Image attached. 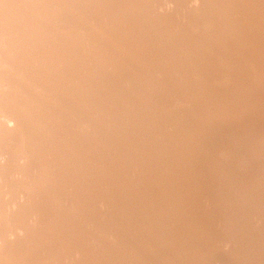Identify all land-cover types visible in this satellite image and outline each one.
<instances>
[{"label": "rangeland", "instance_id": "1", "mask_svg": "<svg viewBox=\"0 0 264 264\" xmlns=\"http://www.w3.org/2000/svg\"><path fill=\"white\" fill-rule=\"evenodd\" d=\"M32 1L0 0V171L4 172L0 178V264H264V0H183L182 6L176 0H128L137 11L117 13L103 8L111 0ZM70 8L78 13L69 16L66 11ZM106 13L118 16L121 23L111 22L96 29L92 22L86 30L94 31L91 42H105L111 48L96 46L90 53L84 50L77 54L76 62L62 59L57 50L63 40L54 34L77 39L83 48L90 45L80 37L79 29L66 21L68 16L95 20ZM193 19H199L197 24ZM134 23L131 29L128 24ZM146 36L150 43H145ZM142 43L148 48L144 50H150L147 56L140 48ZM25 44L32 46L29 53ZM135 48L140 52H127ZM152 49L160 50L161 55ZM97 53L118 54L114 56L121 58L122 69L109 62L95 66ZM22 62L27 63L31 82L23 72ZM68 72L89 79L91 84L79 88V82ZM43 75L47 78L45 84L39 80ZM229 76L234 79L232 86L225 82ZM96 77L101 81L96 82ZM49 78L57 82L53 84ZM120 79L127 84L119 85ZM128 80H135L137 88L131 87ZM143 85L152 92L165 91L146 98L138 89ZM103 99L119 101L121 107L130 108L113 111L108 118L106 108H100ZM57 100L68 114L58 107ZM135 102L139 108L167 105L176 114L169 120L159 111L132 109ZM3 105L9 109H3ZM57 107L59 111L54 109ZM14 113L32 122L33 130L25 133L23 125L12 120ZM79 114L87 119L77 118ZM113 125L129 130L118 135ZM104 140L113 144L105 146ZM26 150L29 158L24 155ZM159 151L162 153L157 154ZM132 154L137 155L128 157ZM78 158L85 165L87 161V166ZM59 161L66 165L60 166ZM9 164L14 166L10 172ZM89 178H94L95 183ZM100 180L107 185L102 186ZM13 181L25 189L20 185L11 187ZM90 181L108 190L99 188L100 195H92L88 193ZM110 185L116 188L109 189ZM78 199L87 209L79 205ZM139 230H145L142 236ZM112 256L113 260L107 262Z\"/></svg>", "mask_w": 264, "mask_h": 264}, {"label": "bare ground", "instance_id": "2", "mask_svg": "<svg viewBox=\"0 0 264 264\" xmlns=\"http://www.w3.org/2000/svg\"><path fill=\"white\" fill-rule=\"evenodd\" d=\"M23 1H25V0H23ZM32 1V0H31ZM34 1V0H33ZM32 1V2H33ZM60 1V0H59ZM58 1V2H59ZM105 1V0H104ZM114 1V0H113ZM121 1V0H120ZM140 1H143V2H145V3H150V1L151 0H140ZM198 1H202V0H198ZM206 1V0H205ZM208 1V0H207ZM214 1V0H213ZM56 2H57V0H56ZM57 2V3H58ZM73 2V1H72ZM103 2V1H102ZM115 2V1H114ZM114 2H112V0H111V2L110 1H107V3H105L104 4V2H103V8L106 10V11H109L110 9H114V10H116V13L118 12L117 10H119V11H126V10H129V9H131V10H135V11H137V9L135 8L136 6L134 5V4H132L131 2H128V0H125V1H122L121 3H117V1H116V3H114ZM176 2H178L179 4H181L182 2H183V0H176ZM39 3H40V1H39ZM38 3V4H39ZM54 3V2H53ZM52 2H51V4H53ZM92 3V2H91ZM99 3V2H98ZM204 3V2H203ZM43 4V3H42ZM47 4V3H46ZM49 4H50V2H49ZM80 4H82V2L80 3ZM93 4V3H92ZM231 4V3H230ZM79 5V4H78ZM98 5H100V3L98 4ZM204 5V4H203ZM205 5H206V3H205ZM42 6V5H41ZM40 6V7H41ZM43 6H44V4H43ZM87 6H88V3H87ZM181 6H182V4H181ZM231 6V5H230ZM36 7V6H35ZM55 7V6H54ZM92 7V6H91ZM94 7H96V5L94 6ZM56 8V7H55ZM83 8V7H82ZM84 8H85V5H84ZM83 8V9H84ZM97 8H99L100 10H101V7L100 6H97ZM41 9V8H40ZM35 10H37V7H36V9ZM42 10H44L43 8H42ZM114 10H113V12H114ZM8 11V10H7ZM64 11V10H63ZM62 11V12H63ZM35 12H37V11H35ZM68 14H69V16L70 15H76L78 12H77V9H74V8H70V9H67V11H66ZM97 12V11H96ZM99 13V12H98ZM112 13V12H111ZM110 13V14H111ZM61 13H59V15H60ZM109 13H106V15L104 14V15H102L101 14V16L99 17H97L96 16V19L94 20H92V19H90V18H88V17H82V16H77V17H75V16H71V17H69L68 16V18L66 19V21L68 22V23H71V24H73V25H75V27H77L78 29H79V31H80V37L81 38H84V39H86V41H88V42H90V45L89 46H85V48H83V45L82 44H80L78 41H77V39H70V38H68V37H66V36H63V35H61V34H59V33H56V34H54L57 38H62V40H63V46L60 48V49H58L57 51L59 52V55L61 56V58L62 59H64V60H66V61H68V62H76L77 60H78V58H77V54H79L80 52H82V51H84V50H88V52L89 51H93V49H95V47L96 46H100L101 48H103V49H108V48H111V46L109 47V45H105V42L103 43L102 42V44L103 45H99L98 43V45H96L95 43H93V42H91V36H92V34L94 33V31L93 32H90V31H87L86 29H89L88 27V25H89V23L91 24L92 22L95 24V27H96V29H101V27L102 26H104V24H107V23H111V22H120L121 23V18H119L118 16H116V15H110ZM114 14H115V12H114ZM58 15V16H59ZM250 15H252V14H250ZM10 16V15H9ZM136 16V15H135ZM145 16V15H144ZM31 17H33V16H31ZM35 17V16H34ZM219 17V16H218ZM251 17V16H250ZM56 18V17H55ZM95 18V17H94ZM217 18V17H216ZM246 18V17H245ZM31 19V18H30ZM141 19V18H140ZM139 19V20H140ZM148 19V18H147ZM146 18L144 19V20H147ZM229 19V18H228ZM243 19V18H242ZM21 20V19H20ZM143 20V21H144ZM234 20V19H233ZM245 20V19H244ZM252 20V19H251ZM261 20V19H260ZM51 21H53V20H51ZM91 21V22H90ZM142 21V20H141ZM199 21V19H193V23L194 24H197V22ZM258 22H259V20H257ZM12 22V21H11ZM26 22V21H25ZM28 22V21H27ZM140 22V21H139ZM253 22H255V21H253ZM49 23H51V22H49ZM48 23V24H49ZM138 23V22H137ZM170 23H172V22H170ZM244 23V22H243ZM139 24V23H138ZM137 24V25H138ZM218 24V23H217ZM250 24V23H249ZM263 24H264V21H263ZM12 25V24H11ZM21 26V25H20ZM128 26L131 28V27H133V26H135V23L134 24H128ZM222 26V25H221ZM224 26V25H223ZM228 27V26H227ZM250 27V26H249ZM45 28V27H44ZM44 28L42 29V30H44ZM223 28V27H222ZM31 29V28H30ZM132 29V28H131ZM150 29V28H149ZM174 31H176V32H178L177 30L178 29H176V27H174V28H172ZM176 29V30H175ZM41 30V31H42ZM254 30V29H253ZM41 31H39L38 33H40ZM97 31H99V30H97ZM129 32H131V30L129 31ZM230 32V31H229ZM151 33V32H150ZM131 34V33H130ZM129 34V35H130ZM216 34V33H215ZM153 35V34H152ZM229 35V34H228ZM249 35V34H248ZM132 36V35H131ZM136 36V35H135ZM148 36H149V34H148ZM178 36H180L179 35V32H178ZM230 36V35H229ZM235 36V35H234ZM35 37V36H34ZM147 37V36H146ZM146 37H144V38H146ZM149 37H151V36H149ZM155 37H157L156 35L154 36L153 35V38H155ZM180 37H182V36H180ZM179 37V38H180ZM246 37H247V35H246ZM245 37V38H246ZM251 37V36H250ZM178 38V39H179ZM191 38V37H190ZM214 38H216V37H214ZM235 38V37H234ZM120 39V38H119ZM147 39H148V37H147ZM151 39H152V37H151ZM181 39V38H180ZM179 39V40H180ZM146 40V39H145ZM150 40V38L148 39V40H146L145 41V43H147V41H149ZM184 40H186V39H184ZM209 40V39H208ZM222 40V39H221ZM234 40V39H233ZM134 41H135V39H134ZM138 41V40H137ZM137 41H135L136 43H137V45H139V43L137 42ZM151 41V40H150ZM150 41H149V43H150ZM161 40H159V42H160ZM214 41V40H213ZM217 40H215V42H216ZM30 41H28V43H29ZM141 42V41H140ZM185 42H187V41H185ZM27 43V44H28ZM145 43H142V44H144L142 47H144V48H142V47H140L142 50H144L145 49ZM148 43V44H149ZM217 43V42H216ZM243 43V42H242ZM15 44V43H14ZM27 44H25V46H23V47H25L24 49L27 51V53H29V51H28V48L29 49H31L32 48V46H30V44H29V46H27ZM121 44H123V43H121ZM159 44V43H158ZM218 44V43H217ZM239 44V43H238ZM241 44V43H240ZM247 44V43H246ZM124 45V44H123ZM122 45V46H123ZM220 45V44H219ZM249 45V44H248ZM121 46V47H122ZM148 46H150V44L148 45ZM217 46V45H216ZM150 47H153V46H150ZM159 47V46H158ZM235 47V46H234ZM239 47V46H238ZM147 48V47H146ZM154 48V47H153ZM160 48V47H159ZM245 48V47H244ZM126 49V48H125ZM148 49V48H147ZM147 49L146 50H144L145 51V54L144 55H146V52H147V54L149 55V51H147ZM155 49V48H154ZM154 49H152V51L154 52V54H155V52H158L159 51V53L161 52L160 50H154ZM258 49V48H257ZM21 50V49H20ZM19 50V51H20ZM53 50V49H52ZM113 50V49H112ZM127 50V49H126ZM162 50V49H161ZM236 50V49H235ZM239 50V49H238ZM132 51H138V52H140V50L138 49V48H135V49H129V51H127V52H132ZM144 51H143V53H144ZM163 51V50H162ZM188 51V50H187ZM18 52V51H17ZM100 52H102V51H100ZM106 52H108L107 50H106ZM164 52V51H163ZM252 52V51H251ZM65 53H66V57H65ZM90 53V52H89ZM103 53V52H102ZM162 53V52H161ZM161 53H160V55H161ZM195 53V52H194ZM244 53H245V51H244ZM244 53H243V55H244ZM249 53V52H248ZM104 54V53H103ZM107 54V53H106ZM109 54V53H108ZM100 55V54H98L97 53V56H96V58H97V61L96 62H98V64H94L95 66H98L99 64H101V63H104V62H106V63H113V67H115L114 66V63L115 64H117L118 66H120L121 67V65H120V57L118 58V57H115L116 55H118V54H114L113 56L112 55ZM129 54H131V53H129ZM153 54V55H154ZM158 54V53H157ZM246 54V53H245ZM16 55V54H15ZM159 55V56H160ZM258 55V54H257ZM88 56V55H87ZM86 56V57H87ZM147 56V55H146ZM145 56V57H146ZM200 57L198 54H196V57ZM242 56V55H241ZM95 57V56H94ZM125 57H126V51H125ZM144 57V58H145ZM149 57H151V56H149ZM147 58V57H146ZM194 58V57H193ZM10 59V58H9ZM94 59V58H93ZM150 60L151 59H153V58H149ZM161 59V58H160ZM191 59H192V57H191ZM197 59V58H196ZM146 60V59H145ZM148 60V59H147ZM146 60V61H147ZM149 60V62H151L152 63V61H150ZM195 60V59H194ZM201 60V59H200ZM218 60H221V59H218ZM8 61H10V60H8ZM123 61V60H122ZM121 61V62H122ZM217 61V60H216ZM28 62V61H27ZM148 62V61H147ZM147 62H145V63H147ZM148 62V63H149ZM195 62H197L198 63V61H196L195 60ZM200 62V61H199ZM248 62V61H247ZM150 63V64H151ZM88 64H89V62H88ZM159 64H160V62H159ZM199 64V63H198ZM197 64V65H198ZM242 64H243V61H242ZM251 64V63H250ZM21 65L23 66V72L26 74V77H27V80L29 81V82H31L32 81V79H31V75H30V72L28 71V67H27V63H21ZM20 65V66H21ZM107 66H108V64H106ZM105 65V66H106ZM139 65V64H138ZM149 65V64H148ZM164 65H165V63H164ZM201 65V64H200ZM200 65H198V66H200ZM234 65V64H233ZM22 66H21V69H22ZM89 66H90V64H89ZM112 66V65H111ZM154 66V65H153ZM160 66V65H159ZM247 66V65H246ZM84 67V66H83ZM90 67H93V66H90ZM201 67V66H200ZM96 68V67H95ZM161 69H163L162 67H160ZM159 68V69H160ZM167 68V67H166ZM227 68V67H226ZM120 69H122V67L120 68ZM170 69V68H169ZM177 69V68H176ZM203 69V68H202ZM83 70V69H82ZM91 70V69H90ZM113 70H115V68H113ZM112 70V71H113ZM134 70V69H133ZM170 70H172V68L170 69ZM227 70V69H226ZM249 70V69H248ZM109 71H111V70H109ZM156 71V70H155ZM173 71V70H172ZM205 71V70H204ZM208 71V70H207ZM238 71V70H237ZM166 72V71H165ZM165 72H164V74H165ZM228 72V71H227ZM64 73H66V71L64 72ZM115 73V72H114ZM169 73V72H168ZM174 73H175V71H174ZM205 73V72H204ZM68 74L72 77V78H74V80L75 81H77V82H79L78 83V86H79V88H82V87H84V85L83 84H86V83H89L90 82V80L89 79H85V78H82V77H80V76H78V75H73V74H71L70 72H68ZM112 74V73H111ZM206 74V73H205ZM107 75V74H106ZM113 75V74H112ZM115 75V74H114ZM167 75V74H166ZM170 75V74H169ZM204 76L203 74H199V76ZM212 75V74H211ZM255 75V74H254ZM257 75V74H256ZM111 76V75H110ZM135 76L136 75H134V77H133V79H135ZM138 76V75H137ZM157 76V75H156ZM205 76H207V75H205ZM42 77H44V78H42ZM152 77V76H151ZM155 77V76H154ZM164 77H165V75H164ZM181 77V76H180ZM210 77V76H209ZM243 77V76H242ZM87 78V77H86ZM112 78V77H111ZM147 78V77H146ZM153 78V77H152ZM216 78V77H215ZM44 79V80H43ZM105 79V78H104ZM108 79V78H107ZM132 79V78H131ZM142 79V78H141ZM148 79H150V77L148 78ZM164 79V78H163ZM168 79V78H167ZM166 79V80H167ZM207 79H208V77H207ZM210 79H212V78H210ZM218 79H220V77L218 78ZM261 79V78H260ZM40 81H42L43 83L42 84H45V83H47L46 82V80H47V78L43 75V76H41L40 77V79H39ZM49 80L53 83V84H55V82H57V80L56 79H51V78H49ZM96 82H99V81H101L100 80V77H96L95 79H94ZM106 80V79H105ZM109 80V79H108ZM113 80V79H112ZM136 80V79H135ZM135 80H128V83H129V85L131 86V87H136L137 88V86H136V84H135ZM216 80H217V78H216ZM11 81V80H10ZM107 81V80H106ZM147 81V80H146ZM209 81H211V80H209ZM215 81V80H214ZM214 81H212V82H214ZM109 83H111L110 81H108ZM107 82V83H108ZM114 82V81H113ZM112 82V83H113ZM117 83H118V81H116ZM138 82V81H137ZM166 82V81H165ZM168 82V81H167ZM170 82V81H169ZM172 82H173V80H172ZM176 83H178L177 81H175ZM218 82V81H217ZM225 82H226V84H227V86H232L233 85V83H234V79H233V76H229V77H225ZM9 83H11V82H9ZM28 83V82H27ZM102 83V82H101ZM109 83H108V85H109ZM162 83V82H161ZM209 83V82H208ZM62 84H64V83H62ZM61 84V85H62ZM67 84H69V83H67ZM90 84H91V82H90ZM125 84H127V81L124 79H120L119 80V85H121V86H125ZM139 84H140V81H139ZM151 84V83H150ZM156 84V83H155ZM29 85V84H28ZM65 85V84H64ZM80 85H82V87L80 86ZM107 85V86H108ZM113 85H114V83H113ZM211 85V84H210ZM216 85V84H215ZM15 86V85H14ZM26 86V85H25ZM111 86H112V84H111ZM111 86H108V87H111ZM115 86V85H114ZM155 86V85H154ZM162 86H164L163 84H162ZM207 85L206 84H204V87H206ZM18 87V86H17ZM20 87V86H19ZM165 87V86H164ZM168 87V86H167ZM188 87V86H187ZM26 88H28V87H26ZM151 88V87H150ZM155 88V87H154ZM161 88V87H160ZM222 88V87H221ZM221 88H220V86H219V88L218 89H220L221 90ZM63 89H64V87H63ZM84 89V88H83ZM138 89L140 90V92H141V94L144 96V97H146V98H148V97H151V93L152 94H157V95H162L163 93H164V91L165 90H160V91H158V92H152L149 88H147L146 86H140V87H138ZM156 89H159L158 87H156ZM155 89V90H156ZM217 89V90H218ZM13 90V89H12ZM15 90V89H14ZM29 90V89H28ZM73 90V89H72ZM27 91V90H26ZM58 91V90H57ZM76 91V90H75ZM78 91H81V90H78ZM92 91V90H91ZM90 91V92H91ZM82 92V91H81ZM214 92H215V90H214ZM93 93V92H92ZM172 93V92H171ZM221 93V92H220ZM78 94H80V92L78 93ZM189 94V93H188ZM97 95H98V93H97ZM168 95V94H167ZM224 95V94H223ZM83 95H81V97H82ZM88 96V95H87ZM155 96L156 95H153V98H155ZM172 96H173V94H172ZM56 97V96H55ZM62 97V96H61ZM71 97V96H70ZM85 96H83V98H84ZM94 97V96H93ZM226 97H227V95H226ZM51 98H53L52 96H51ZM63 98V97H62ZM98 98V97H97ZM96 98V99H97ZM156 98H157V96H156ZM174 98H176V96L174 97ZM25 99V98H24ZM55 99V98H54ZM54 99H51V100H54ZM56 99H59V98H57L56 97ZM64 99V98H63ZM84 99H87V97H85ZM91 99H93L92 98V96H91ZM90 99V100H91ZM99 99V98H98ZM151 99V98H150ZM89 100V99H88ZM54 101H56V100H54ZM100 101V100H99ZM113 102H107L105 99H103L102 100V107L100 106V108L101 109H104V108H106V111L105 112H107L106 114V116L109 118V115L108 114H111V112H113V111H118V110H126L127 108H130V107H121L120 106V104L118 103L119 101H115L114 102V100H112ZM51 102V101H50ZM50 102H49V104H50ZM74 102V101H73ZM222 102V101H221ZM52 103H54V102H52ZM57 103H58V105H59V102H58V100H57ZM57 103L55 102L54 104H56V106H57ZM154 103V102H153ZM155 103H156V101H155ZM154 103V104H155ZM246 103V102H245ZM61 104V103H60ZM96 104H98V103H96ZM177 104V103H176ZM52 105V104H51ZM50 105V106H51ZM78 105V104H77ZM87 105H89V104H87ZM135 105L136 106H133L132 105V109L133 108H135V109H138V110H141L142 112H153V111H159V112H161L163 115H164V117H166V118H170V117H172V116H175V114L176 113H174L171 109H170V107H168L167 105H165V106H150V107H146V106H142V107H137V105H138V103L137 102H135ZM259 105V104H258ZM28 107L30 106V104H28L27 105ZM224 106V105H223ZM26 107V106H25ZM28 107H26V108H28ZM53 107V106H52ZM58 107H61L60 105L58 106ZM54 108L55 110L57 109L58 111L60 110L59 108ZM94 107H98V106H94ZM238 107V106H237ZM242 107V106H241ZM9 109V106L8 105H3V109ZM68 108V107H67ZM66 108V109H67ZM70 108V107H69ZM100 108H98V110L100 109ZM225 108V107H224ZM261 108V107H260ZM263 108V107H262ZM61 109H63V112H65V109H64V107H61ZM92 109V108H91ZM85 110V109H84ZM174 110V109H173ZM236 110V109H235ZM264 110V109H263ZM70 111H72V109H70ZM89 111V110H88ZM134 111V110H133ZM205 111V110H204ZM62 112V111H61ZM61 112H59V113H61ZM68 112H69V110H68ZM179 112V111H178ZM236 112V111H235ZM66 113V112H65ZM69 113H71V112H69ZM90 113V112H89ZM96 113H99L98 111L96 112ZM180 113V112H179ZM62 114V113H61ZM64 114V113H63ZM66 114H68V113H66ZM100 114V113H99ZM125 114V113H124ZM219 115V114H218ZM54 116V115H53ZM73 116V115H72ZM112 116H113V114H112ZM188 116V115H187ZM209 116V115H208ZM82 117V119H87V117H84V116H82V115H77V118H81ZM203 117V116H202ZM40 119H41V117H39ZM111 118V117H110ZM37 119V118H36ZM48 119H49V117H48ZM56 119V118H55ZM92 119V118H91ZM91 119H89L88 118V120H90V123H92L93 121H91ZM174 119V118H173ZM192 119V118H191ZM12 120H14L16 123L17 122H19L20 124H22L23 125V128H24V132L25 133H28V132H30V131H32L33 130V128H34V126H33V123L32 122H28L27 120H25L23 117H21V116H19V115H15V113H14V115H12ZM93 120H95V119H93ZM105 120V119H104ZM169 120H171V118L169 119ZM175 120V119H174ZM184 120V119H183ZM203 120V119H202ZM52 121V120H51ZM51 121H48V122H50V125H51ZM58 121V120H57ZM74 121V120H73ZM72 121V122H73ZM76 121V120H75ZM114 121V120H113ZM173 121V120H172ZM205 121V120H204ZM263 121V120H262ZM261 121V122H262ZM54 122V121H53ZM97 122V121H96ZM104 123L103 124H106L105 123V121H103ZM116 122V121H115ZM255 122V121H254ZM99 123V122H98ZM109 123V122H108ZM200 123H202V122H200ZM53 124H56V123H53ZM191 124V123H190ZM205 124V123H204ZM59 125H61L60 123H58V126ZM101 125V124H100ZM108 125V124H107ZM174 125V124H173ZM188 125V124H187ZM208 125V124H207ZM45 126V125H44ZM52 126V125H51ZM65 126V125H64ZM68 126V125H67ZM95 126V125H94ZM111 127L110 128H112V125H110ZM163 126V125H162ZM179 126V125H178ZM177 126V127H178ZM50 127V126H49ZM53 128H54V125L52 126ZM77 127V126H76ZM100 127V126H99ZM135 127V126H134ZM137 127V126H136ZM255 127V126H254ZM253 127V128H254ZM59 128H61L60 126H59ZM129 128H131V127H129ZM156 128V127H155ZM190 128V127H189ZM207 128V127H206ZM252 128V129H253ZM58 129V128H57ZM113 129H115L116 130V132H117V134L118 135H122V134H124L126 131H128L127 130V128L126 127H124V126H122V125H119V126H114L113 125ZM132 129V128H131ZM136 129H138V127L136 128ZM136 129H134V130H136ZM176 129H178V128H176ZM226 129V128H225ZM50 130V129H49ZM61 130V129H60ZM167 130V129H166ZM189 130V129H188ZM53 131V130H52ZM61 131H63V130H61ZM159 131V130H158ZM193 131V130H192ZM20 132V131H19ZM115 132V131H114ZM250 132H252V131H250ZM157 133H159V132H157ZM164 133V132H163ZM179 133H181V132H179ZM213 133V132H212ZM211 133V134H212ZM67 134H69V133H67ZM66 134V135H67ZM173 134V133H172ZM255 134V133H254ZM183 135V134H182ZM194 135V134H193ZM178 136V135H177ZM188 136V135H187ZM199 136V135H198ZM18 137V136H17ZM68 137V136H67ZM179 137V136H178ZM197 137V136H196ZM27 138V137H26ZM63 138V137H62ZM158 138V137H157ZM181 138V137H180ZM192 138V137H191ZM176 139V138H175ZM185 139V138H184ZM188 139V138H187ZM193 139V138H192ZM191 139V140H192ZM156 140V139H155ZM168 140V139H167ZM173 140V139H172ZM183 140V139H182ZM181 140V141H182ZM209 140V139H208ZM189 141V140H188ZM196 141V140H195ZM200 141V140H199ZM27 142H29V138H27ZM150 142V141H149ZM206 142V141H205ZM172 143H173V141H172ZM103 144L105 145V146H111L113 143L111 142V141H108V140H104L103 141ZM170 144H171V142H170ZM170 144H168V145H170ZM175 144V143H174ZM173 144V145H174ZM176 144H177V142H176ZM183 144V143H182ZM190 144V143H189ZM49 145V144H48ZM179 145V144H178ZM191 145V144H190ZM199 145H200V143H199ZM71 146V145H70ZM163 146V145H162ZM177 146V145H176ZM180 146V145H179ZM205 146V145H204ZM57 147H59V146H57ZM61 147V146H60ZM78 147V146H77ZM160 146H158V148H159ZM173 146H171V148H172ZM197 147V146H196ZM201 147V146H200ZM165 148V147H164ZM167 148H169V147H166V150H167ZM187 148V147H186ZM195 148V147H194ZM76 149V148H75ZM179 149V148H178ZM202 149V148H201ZM66 150V149H65ZM69 150V149H68ZM74 150V149H73ZM156 150V149H155ZM160 150V149H159ZM188 150V149H187ZM12 151H13V149H12ZM163 151H164V149H163ZM47 152V151H46ZM64 152V151H63ZM69 152V151H68ZM136 152H137V149H136ZM164 152H166V151H164ZM163 152V153H164ZM49 153V152H48ZM76 154H77V152H75ZM133 153H135V151L133 152ZM137 153H139V152H137ZM160 153H162V151H159V152H157V154H160ZM28 154H29V151H25L24 152V155L27 157V158H29V156H28ZM44 154H46L45 152H44ZM43 154V155H44ZM78 154H80V153H78ZM205 154V153H204ZM42 155V156H43ZM49 155V154H48ZM47 155V156H48ZM52 155V154H51ZM137 154H132V155H130V156H128V157H133V156H136ZM194 155V154H193ZM63 156V155H62ZM62 156H60V158H62ZM77 156V155H76ZM120 156H122V154L120 155ZM124 156V155H123ZM122 156V157H123ZM126 156V155H125ZM161 156H163V155H161ZM182 156V155H181ZM63 157H65V156H63ZM80 157V156H79ZM127 157V158H128ZM174 157V156H173ZM207 157V156H206ZM212 157V156H211ZM44 158V161H45V158L46 157H43ZM49 158L50 157H47V161H49ZM56 158V157H55ZM59 158V159H60ZM66 158V157H65ZM76 158V157H75ZM82 158V157H81ZM80 158V159H81ZM166 158V157H165ZM177 158V157H176ZM193 158V157H192ZM57 159V158H56ZM170 159V158H169ZM52 162H53V157H52ZM58 160V159H57ZM67 161V159H64L63 161ZM128 160V159H127ZM215 160V159H214ZM43 161V163H45ZM62 161V162H63ZM65 161V162H66ZM78 161H79V163H81L82 161H80L79 160V158H78ZM210 161V160H209ZM51 161H50V163H52ZM59 162H61V161H59ZM62 162L60 163V166L61 165H63V164H65V163H63L62 164ZM49 163V162H48ZM48 163H46L47 165H48ZM50 163H49V165H50ZM83 163H84V161H83ZM83 163H81V164H83ZM88 163H90V162H88ZM54 164H56V163H54ZM53 164V165H54ZM59 164V163H58ZM102 164V163H101ZM175 164V163H174ZM208 164V163H207ZM213 164V163H212ZM52 165V167H55L54 169H56L57 167V165H54L53 166ZM66 165V164H65ZM80 165V164H79ZM83 165H85V164H83ZM89 165V164H88ZM87 166V161H86V165L84 166V167H86ZM150 166V165H149ZM170 166H171V164H170ZM169 166V167H170ZM173 166V165H172ZM209 166V165H208ZM14 166H12V165H8V172H10L9 171V169H11V168H13ZM51 167V165L49 166V168ZM69 167V166H68ZM218 167H220V166H218ZM47 168V170H48V166L46 167ZM61 168V167H60ZM63 168H65V166L63 167ZM62 168V169H63ZM80 168V167H79ZM96 168V167H95ZM99 168V167H98ZM166 168H167V166H166ZM180 168V167H179ZM190 168V167H189ZM51 169V168H50ZM53 169V168H52ZM51 169V170H52ZM68 169H70V167L68 168ZM68 169H67V171H68ZM81 169V168H80ZM82 169L84 170V171H86L83 167H82ZM81 169V170H82ZM107 169H109V168H107ZM58 172H59V169L57 168L56 169ZM64 170V169H63ZM62 170V171H63ZM71 170V169H70ZM166 170V169H165ZM170 170V169H169ZM221 170V169H220ZM45 171V170H44ZM54 171V170H53ZM91 171V170H90ZM178 171V170H177ZM50 173H54V172H51V171H49ZM70 172H72V171H70ZM130 172H133V171H131V169H130ZM156 172V171H155ZM49 173V174H50ZM56 173L57 172H55V175H56ZM85 173V172H84ZM136 173V172H135ZM166 173H167V170H166ZM170 173V172H169ZM174 173V172H173ZM8 174V173H7ZM49 174H47V175H49ZM172 174V173H171ZM52 176H51V178L53 177V174H51ZM57 175H58V173H57ZM84 175H86V174H84ZM97 175H98V173H97ZM3 176H4V172L3 171H0V178H3ZM86 176H88V174L86 175ZM95 176V175H94ZM140 176V175H139ZM155 176V175H154ZM171 176V175H170ZM50 177V176H49ZM74 177V176H73ZM89 177V176H88ZM96 177V176H95ZM99 177V176H98ZM97 177V178H98ZM131 177V176H130ZM242 177V176H241ZM23 178V177H22ZM43 178L45 179L46 177H44L43 176ZM141 178V177H140ZM174 178V177H173ZM172 178V179H173ZM188 178V177H187ZM244 178V177H243ZM90 180H91V178H89ZM94 179V178H93ZM92 179V180H93ZM179 179V178H178ZM6 180V179H5ZM12 180V179H11ZM58 180V179H57ZM86 180H88L87 179V177H86ZM85 180V181H86ZM91 180V181H92ZM176 180H177V178H176ZM256 180V179H255ZM46 182L48 181V179L47 180H45ZM51 181V180H50ZM62 181V180H61ZM91 181H90V185H92L91 184ZM101 181V180H100ZM104 181H106V179L104 180ZM139 181V180H138ZM155 181H156V179H155ZM93 183H95L94 182V180L92 181ZM96 182H97V180H96ZM154 182V181H153ZM162 182H163V180H162ZM176 182V181H175ZM77 183V182H76ZM98 184H99V182H97ZM97 183L96 184H94V185H92L91 187L92 188H90L89 190H88V193H90V194H92V195H100L99 193V191H100V189L99 188H101L100 186H97ZM101 184H102V186L105 184V182H100ZM104 183V184H103ZM107 183V182H106ZM144 183V182H143ZM165 183V182H164ZM177 183V182H176ZM258 183V182H257ZM54 184V183H53ZM100 184V185H101ZM108 184H109V182H108ZM116 184V183H115ZM190 184V183H189ZM238 184V183H237ZM7 185H8V183H7ZM21 186L23 189H25V187H23V184H19L18 182H15V181H13V182H10V186L12 187V186ZM47 185H48V183H47ZM78 185V184H77ZM107 184H105V186H106ZM112 185V184H111ZM110 185V186H111ZM148 185V184H147ZM179 185V184H178ZM177 185V186H178ZM185 185H186V183H185ZM229 185H230V183H229ZM2 186V185H1ZM113 186V185H112ZM111 186V188H109V189H112V188H116V187H112ZM183 186V185H182ZM189 186V185H188ZM74 187V186H73ZM89 187V186H88ZM159 187V186H158ZM180 187V186H179ZM234 186L232 185V188H233ZM59 188V187H58ZM78 188H80V187H78ZM142 188H143V186H142ZM145 188V187H144ZM160 188V187H159ZM162 188V187H161ZM182 188V187H181ZM189 188V187H188ZM239 188V187H238ZM2 189H3V187H2ZM26 189H29L28 187L26 188ZM73 189V188H72ZM101 189H106V190H108V188H101ZM191 189H193V187L191 188ZM226 189V188H225ZM228 189H229V187H228ZM57 189H55V191H56ZM115 190V189H114ZM179 190H181V189H179ZM194 190V189H193ZM236 190V189H235ZM53 191V190H52ZM65 191V190H64ZM81 191V190H80ZM147 191H148V189H147ZM233 191V190H232ZM231 191V192H232ZM37 192V191H36ZM102 192V191H101ZM54 193V192H53ZM53 193H52V195H53ZM57 193H59V192H57ZM56 193V194H57ZM77 193V192H76ZM76 193H75V195H76ZM81 193V192H80ZM103 193H104V191H103ZM147 193V192H146ZM150 193V192H149ZM166 193V192H165ZM164 193V194H165ZM170 193V192H169ZM184 193H186V192H184ZM183 193V194H184ZM37 194V193H36ZM65 194H67V192H65ZM64 194V195H65ZM161 194V193H160ZM171 194V193H170ZM194 194V193H193ZM229 194V193H228ZM232 194H233V192H232ZM236 194V193H235ZM243 194V193H242ZM61 195H62V199H63V194L61 193ZM79 196H80V194H78ZM81 195H82V193H81ZM109 195V194H108ZM148 195H150V194H148ZM166 195V194H165ZM168 195V194H167ZM245 195V194H244ZM39 196V195H38ZM83 196V195H82ZM107 196V195H106ZM151 196V195H150ZM153 196V195H152ZM172 196V195H171ZM186 196V195H185ZM231 196V195H230ZM71 197V196H70ZM76 197H77V195H76ZM108 197V196H107ZM113 197V196H112ZM144 197V196H143ZM149 197V196H148ZM184 197V196H183ZM188 197V196H187ZM233 197H234V195H233ZM244 197V196H243ZM69 198V196L67 197V199ZM164 198V197H163ZM169 198V197H168ZM66 199V198H65ZM79 199H81L80 197H79ZM78 199V201H80ZM83 199H84V196H83ZM103 199V198H102ZM107 199V198H106ZM179 199V198H178ZM55 200V199H54ZM64 200V199H63ZM69 200V199H68ZM166 200V199H165ZM252 200V199H251ZM71 201V200H70ZM82 201V202H81ZM80 202H79V205H81V206H85V204L83 205V204H80V203H83V200H81ZM87 201V200H86ZM108 201H111V199L110 200H108ZM168 201V200H167ZM170 201V200H169ZM250 201V200H249ZM98 202V201H97ZM107 202V201H106ZM159 202V201H158ZM86 204H87V202H86ZM138 204V203H137ZM147 204V203H146ZM218 204V203H217ZM33 205V204H32ZM67 205V204H66ZM115 205V204H114ZM165 205V204H164ZM167 205V204H166ZM241 205V204H240ZM22 206V205H21ZM34 206V205H33ZM32 206V207H33ZM76 206V205H75ZM88 206V205H87ZM108 206V205H107ZM107 206H106V208H107ZM145 206H147L148 207V205H144V208H145ZM28 207V206H27ZM63 207V206H62ZM82 207V208H83ZM86 207V206H85ZM255 207V206H254ZM74 208V207H73ZM81 208V209H82ZM217 208V207H216ZM17 209V208H16ZM33 209H35V208H33ZM32 209V210H33ZM63 209V208H62ZM69 209H70V206H69ZM72 209V208H71ZM70 209V210H71ZM75 209V208H74ZM85 209V208H84ZM86 209H87V207H86ZM108 209V208H107ZM143 209V208H142ZM162 209V208H161ZM28 210V209H27ZM30 210V209H29ZM28 210V211H29ZM83 210V209H82ZM254 210V209H253ZM72 211V210H71ZM87 211V210H86ZM243 211V210H242ZM256 211V210H255ZM73 212V211H72ZM84 212V211H83ZM149 212V211H148ZM25 213V212H24ZM139 213V212H138ZM33 214V213H32ZM62 214H63V212H62ZM125 214V213H124ZM129 214V213H128ZM127 214V215H128ZM145 214V213H144ZM34 215V214H33ZM65 215V214H64ZM78 215L79 214H77L76 216L78 217ZM139 215V214H138ZM164 215V214H163ZM110 216V215H109ZM129 216H131V215H129ZM146 216V215H145ZM149 216V215H148ZM35 217H38V215H36ZM61 217H63V215L61 216ZM127 217V216H126ZM147 217V216H146ZM152 217V216H151ZM160 217H161V215H160ZM64 218V217H63ZM79 218V217H78ZM141 218V217H140ZM143 218V217H142ZM149 218V217H148ZM35 219V218H34ZM223 219V218H222ZM93 220V219H92ZM96 220V219H95ZM144 220V219H143ZM160 220H162V219H160ZM217 220V219H216ZM146 221H150V219L148 220H146ZM156 221V220H155ZM89 222V221H88ZM142 222V221H141ZM154 222V221H153ZM168 222V221H167ZM213 222V221H212ZM145 224V223H144ZM156 224V223H155ZM165 224V223H164ZM167 224H169V223H167ZM226 224V223H225ZM231 224V223H230ZM174 225H176V224H174ZM213 225V224H212ZM250 225V224H249ZM19 227H20V225H18ZM164 226V225H163ZM15 226H13V228H14ZM148 227V226H147ZM146 227V228H147ZM178 227H179V225H178ZM208 227H210V226H208ZM233 227H234V225H233ZM22 228H24V227H22ZM150 228H151V226H150ZM153 228V227H152ZM176 228H177V226H176ZM160 229V228H159ZM168 229V228H167ZM205 229H206V227H205ZM216 229V228H215ZM27 230V229H26ZM26 230H25V232L23 231V233H29V232H26ZM169 230V229H168ZM172 230V229H171ZM174 230V229H173ZM199 230V229H198ZM220 230V229H219ZM218 230V231H219ZM234 230V229H233ZM144 231L145 230H139L138 231V233H139V236H142L143 234H144ZM161 231V230H160ZM170 231V230H169ZM168 231V232H169ZM228 231V230H227ZM147 232H149V230L147 231ZM157 232V231H156ZM172 232V231H171ZM182 232V231H181ZM202 232V231H201ZM208 232V231H207ZM143 233V234H142ZM146 233V232H145ZM217 233V232H216ZM230 233V232H229ZM231 233H232V230H231ZM235 233V232H234ZM102 234V233H101ZM159 234V233H158ZM176 234V233H175ZM174 234V235H175ZM179 234H181V233H179ZM211 234H212V231H211ZM103 235V234H102ZM150 235V234H149ZM148 235V236H149ZM171 235V234H170ZM170 235H168V236H170ZM209 235V234H208ZM147 236V237H148ZM151 237H152V235H150ZM200 235H198V237H199ZM204 236V235H203ZM202 236V237H203ZM222 236V235H221ZM110 238H111V236H109ZM196 237V236H195ZM201 237V238H202ZM209 237V236H208ZM215 237V236H214ZM218 237V236H217ZM229 237V236H228ZM41 238V237H40ZM148 238H150V237H148ZM177 238H179V237H177ZM236 238V237H235ZM145 239H146V236H145ZM218 239V238H217ZM221 239V237H219V240ZM225 239V238H224ZM112 240V239H111ZM140 240V239H139ZM169 240V239H168ZM203 240V239H202ZM202 240H200V241H202ZM215 240V239H214ZM219 240H217V241H219ZM222 240V239H221ZM232 240V239H231ZM175 241V240H174ZM174 241H172V242H174ZM178 241V240H177ZM213 241V240H212ZM230 241V240H229ZM242 241V240H241ZM139 242V241H138ZM150 242V241H149ZM206 242V241H205ZM208 242V241H207ZM214 242V241H213ZM238 242H240V241H238ZM204 243V242H203ZM211 243V242H210ZM223 243V242H222ZM225 243V242H224ZM230 243V242H229ZM234 243V242H233ZM237 243V242H236ZM173 244V243H172ZM194 244V243H193ZM201 244V243H200ZM231 244V243H230ZM235 244V243H234ZM22 245V244H21ZM160 245V244H159ZM183 245V244H182ZM188 245H189V243H188ZM191 245V244H190ZM233 245V244H232ZM29 246V245H28ZM133 246V245H132ZM171 246V245H170ZM169 245H168V247H170ZM173 246V245H172ZM199 246V245H198ZM23 247H25V246H23ZM22 247V248H23ZM38 247V246H37ZM159 247V246H158ZM193 248H194V245L192 246ZM191 247V248H192ZM200 247V246H199ZM204 247V246H203ZM26 248V247H25ZM156 248H157V246H156ZM161 248V247H160ZM167 248V247H166ZM173 248V247H172ZM178 248V247H177ZM29 249V248H28ZM45 249V248H44ZM43 249V250H44ZM46 249H47V247H46ZM134 249V248H133ZM183 249V248H182ZM206 249V248H205ZM23 250H26V249H24L23 248ZM39 250V249H38ZM42 250V249H41ZM136 250V249H135ZM137 250H138V248H137ZM152 251H153V249H151ZM160 250V249H159ZM166 250V249H165ZM171 250V249H170ZM179 250H181V249H179ZM202 250V249H201ZM29 251V250H28ZM28 251H23V252H27V254H28ZM32 251V250H31ZM35 251V250H34ZM34 251H33V253H34ZM48 251H50V250H48ZM177 251V250H176ZM182 251V250H181ZM197 251V250H196ZM42 252H44V251H42ZM160 252V251H159ZM172 252V251H171ZM202 252V251H201ZM200 252V253H201ZM32 253V254H33ZM53 253V252H52ZM114 253V252H113ZM175 253V252H174ZM180 253V252H179ZM199 253V252H198ZM198 253H197V255H198ZM26 254V255H27ZM32 254H29V256L27 255V257H29L30 258V255H32ZM147 254V253H146ZM153 254H155V253H153ZM173 254V253H172ZM183 254V253H182ZM41 256H42V254H40ZM112 255V254H111ZM148 255V254H147ZM150 255V254H149ZM156 255V254H155ZM196 255V254H195ZM33 257H34V255H32ZM169 256V255H168ZM181 256V255H180ZM229 256V255H228ZM26 257V256H25ZM210 257V256H209ZM214 257V256H213ZM39 258V257H38ZM112 258V259H111ZM109 260L108 259H106L107 260V262L108 261H112L113 260V256L111 257ZM142 258V257H141ZM148 258V257H147ZM152 258V257H151ZM27 259V258H26ZM31 259H32V257H31ZM31 259H29V260H31ZM34 259V258H33ZM138 259V258H137ZM149 259V258H148ZM28 259H27V261H29ZM119 260V259H118ZM143 260V259H142ZM164 260V259H163ZM219 260V259H218ZM34 261V260H33ZM141 261V260H140ZM148 261V260H147ZM158 261V260H157ZM170 261V260H169ZM168 261V262H169ZM184 261V260H183ZM229 261V260H228ZM58 262H61V261H58ZM129 262V261H128ZM130 262H132V261H130ZM152 262V261H151ZM156 262V261H155ZM160 262V261H159ZM219 262V261H218ZM224 262H226L225 260H224ZM31 263H32V261H31ZM147 263V262H146ZM187 263V262H186ZM189 263V262H188ZM187 263V264H188ZM122 264V263H121ZM149 264V263H148ZM156 264H157V262H156ZM182 264H184V263H182ZM192 264V263H191Z\"/></svg>", "mask_w": 264, "mask_h": 264}]
</instances>
